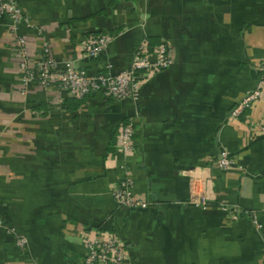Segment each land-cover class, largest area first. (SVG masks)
Wrapping results in <instances>:
<instances>
[{
  "label": "crops",
  "instance_id": "1",
  "mask_svg": "<svg viewBox=\"0 0 264 264\" xmlns=\"http://www.w3.org/2000/svg\"><path fill=\"white\" fill-rule=\"evenodd\" d=\"M17 2L32 65L44 43L88 75L128 70L143 43L151 60L167 44L171 64L136 103L99 93L65 101L35 85L22 95L15 35L0 21V264L81 259L89 229L114 233L130 264H264V93L229 118L259 79L264 0ZM103 34L105 51L84 57L81 42ZM129 121L125 154L116 134ZM220 151L235 167H213ZM125 177L147 208L115 204L110 189Z\"/></svg>",
  "mask_w": 264,
  "mask_h": 264
},
{
  "label": "built area",
  "instance_id": "2",
  "mask_svg": "<svg viewBox=\"0 0 264 264\" xmlns=\"http://www.w3.org/2000/svg\"><path fill=\"white\" fill-rule=\"evenodd\" d=\"M10 20L9 29L15 35L16 55L20 59L21 77L18 82V91L25 95L30 85L40 89L55 88L63 99H82L99 93L113 101L139 99L140 87L150 76L166 69L171 64L168 45L160 43L155 49L154 59L149 58L146 44H141L136 50L128 70L116 75L96 74L88 75L84 70L76 67L73 61H57L50 55L47 43L43 45V54L34 65L26 47L24 37L17 34L18 26L27 22L17 0H0V21L4 18ZM111 35L103 34L95 38L85 39L80 44V51L86 58H98L111 42ZM264 93V60L259 67V79L256 87L234 105L229 118L235 119L247 110ZM133 122L129 121L118 128L116 134V147L122 153H132L134 150ZM212 165L216 169L228 171L235 167L234 161L225 151H220ZM133 182L125 177L114 184L110 194L118 207L147 208L149 203L136 199L132 194ZM227 210V206H222ZM0 228H7L0 217ZM9 230V229H8ZM12 231H14L12 229ZM82 241L85 255L78 260H68L64 264H130L127 251L121 240L108 231L89 229L82 232ZM15 244L20 249L27 246L26 238L18 234Z\"/></svg>",
  "mask_w": 264,
  "mask_h": 264
},
{
  "label": "trees",
  "instance_id": "3",
  "mask_svg": "<svg viewBox=\"0 0 264 264\" xmlns=\"http://www.w3.org/2000/svg\"><path fill=\"white\" fill-rule=\"evenodd\" d=\"M95 37H96V36H95ZM95 37H94V38H95ZM70 100H73V101H75V99H70Z\"/></svg>",
  "mask_w": 264,
  "mask_h": 264
}]
</instances>
